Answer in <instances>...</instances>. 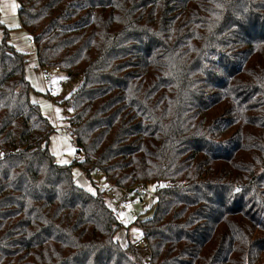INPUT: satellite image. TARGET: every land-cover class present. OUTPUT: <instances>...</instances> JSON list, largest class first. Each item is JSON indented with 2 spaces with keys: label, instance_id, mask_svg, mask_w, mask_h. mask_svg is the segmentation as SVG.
<instances>
[{
  "label": "trees",
  "instance_id": "1",
  "mask_svg": "<svg viewBox=\"0 0 264 264\" xmlns=\"http://www.w3.org/2000/svg\"><path fill=\"white\" fill-rule=\"evenodd\" d=\"M84 159L58 164L26 54L0 35V264H147L103 193L153 185L149 264H264V0H17Z\"/></svg>",
  "mask_w": 264,
  "mask_h": 264
},
{
  "label": "rangeland",
  "instance_id": "2",
  "mask_svg": "<svg viewBox=\"0 0 264 264\" xmlns=\"http://www.w3.org/2000/svg\"><path fill=\"white\" fill-rule=\"evenodd\" d=\"M0 35L16 50L26 54L25 76L31 84L30 97L52 124L48 147L55 161L61 165H70L75 160H83L84 153L80 151L72 135L71 118L74 110L71 104L65 101L83 83V73L69 75L65 71H55L51 66H40L32 36L21 27L17 0H0ZM43 70L49 71V80L44 76ZM72 173L77 183L89 192L104 194L106 202L122 222V227L116 232V239L123 246L127 245L129 240L135 242L142 236L139 221L151 218L155 212L156 193L152 184L145 185L146 194L142 199L130 193L133 205L124 209L122 203L125 200V192L111 185L104 175L97 172L88 175L77 164L73 165ZM137 248L145 263L149 264L150 251L147 244Z\"/></svg>",
  "mask_w": 264,
  "mask_h": 264
},
{
  "label": "built area",
  "instance_id": "3",
  "mask_svg": "<svg viewBox=\"0 0 264 264\" xmlns=\"http://www.w3.org/2000/svg\"><path fill=\"white\" fill-rule=\"evenodd\" d=\"M55 70H61L60 67H54ZM43 74L46 77L47 80L50 79V73L47 70H43ZM2 154V150H0V155ZM98 174H101L100 171H98ZM121 190L123 192H125V200L122 203V208L127 209L130 206H132V201L130 200V193H133L135 196H137L138 198L142 199V197L146 194L145 193V185L144 184H138L135 185L131 188H127V187H122ZM143 244H147L145 238H139L135 245L136 246H140Z\"/></svg>",
  "mask_w": 264,
  "mask_h": 264
},
{
  "label": "snow or ice",
  "instance_id": "4",
  "mask_svg": "<svg viewBox=\"0 0 264 264\" xmlns=\"http://www.w3.org/2000/svg\"><path fill=\"white\" fill-rule=\"evenodd\" d=\"M12 7H13V9H15L16 6L13 4ZM61 79H63V77H61ZM53 83H55V81H53Z\"/></svg>",
  "mask_w": 264,
  "mask_h": 264
},
{
  "label": "crops",
  "instance_id": "5",
  "mask_svg": "<svg viewBox=\"0 0 264 264\" xmlns=\"http://www.w3.org/2000/svg\"><path fill=\"white\" fill-rule=\"evenodd\" d=\"M55 71H62V70H55Z\"/></svg>",
  "mask_w": 264,
  "mask_h": 264
}]
</instances>
